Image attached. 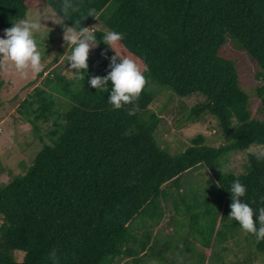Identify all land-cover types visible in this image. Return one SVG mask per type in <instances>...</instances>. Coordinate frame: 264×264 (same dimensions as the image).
<instances>
[{"label": "trees", "instance_id": "obj_1", "mask_svg": "<svg viewBox=\"0 0 264 264\" xmlns=\"http://www.w3.org/2000/svg\"><path fill=\"white\" fill-rule=\"evenodd\" d=\"M65 2L0 0V30L25 18L31 8L48 6L56 12ZM67 2L65 24L81 21L90 27L100 19L108 31L123 34L122 53L149 71L139 97L113 108L107 90L88 85L91 76L110 70L106 57L114 53L99 41L89 51L85 77L77 81L50 71L43 86L23 100L19 112L43 146L23 173L0 183V264H114L119 257L134 264L151 259L226 264L224 243L241 232L252 252L263 256L264 239L258 241L228 218L227 188L234 179L245 185V197L239 199L250 203L255 219V209L264 207V159L249 154L242 173L224 171V165L232 152L264 145V122L253 118L236 58L226 49L230 43L258 64L257 95L264 111V0ZM90 8L97 18L86 17ZM106 32L95 30L97 40ZM160 90L170 98L204 96L186 119L211 115L220 131L216 138L226 143L205 145L199 135L171 153L156 138L162 119L150 108ZM51 121L43 132L40 122ZM164 138L166 143L169 137ZM202 170L213 172L211 187L181 193L185 177ZM172 209L175 231L162 238ZM192 234L208 254L189 242ZM16 251L24 253L21 261Z\"/></svg>", "mask_w": 264, "mask_h": 264}, {"label": "rangeland", "instance_id": "obj_2", "mask_svg": "<svg viewBox=\"0 0 264 264\" xmlns=\"http://www.w3.org/2000/svg\"><path fill=\"white\" fill-rule=\"evenodd\" d=\"M47 12L53 11L48 6L35 7L29 9L26 16L35 17ZM42 22L45 25H42L41 33L48 35L44 41L38 43V49L42 52L41 63L43 65L40 72L36 73L32 72L31 69H27L25 70L26 74L21 75L11 62H0V183H7L13 176L23 173L25 167L33 163L35 155L43 146L39 138L36 137L32 125L22 118L19 112L23 100L33 92L34 88L43 86L42 80L50 71L60 72L69 78L75 77V74L68 67L69 62L66 61L68 46H65L63 41L62 26L53 24L51 21L45 22L42 20ZM90 27L93 30L104 29L109 32L100 19H96ZM0 36H3V31L1 30ZM113 46L121 57H125L118 42ZM109 49L107 51L108 54H111L110 51L114 53L110 46ZM226 49L228 54L236 58L240 84L250 96L253 118L264 122V111L261 109V100L257 95V87L261 84V81L256 76L259 71L258 64L246 51L230 43L226 45ZM93 65L96 66L97 62H94ZM196 94L183 98H177L179 96L170 98L167 92L160 90L150 106L162 119V123L156 132L158 135L156 138L159 139V142L162 141L161 144L166 145L167 149H171V153L182 151L190 144L192 138L199 135L205 139V145L218 146L226 143L224 137L216 138L215 134L220 133V131L216 119L211 115H202L195 122L186 119L191 108L205 99L204 96ZM40 124L42 125V131L45 132L52 126L53 122H40ZM164 137H169L166 143H163L166 140ZM261 152H264V145H252L249 149L232 152L228 162L224 165V171L242 173L247 164L249 154H260ZM212 175L213 172L202 170L186 176L184 179L185 187L181 190V193L185 190L192 191L198 186L210 188ZM183 211L185 212V210ZM173 215H175L174 209L170 210L166 215V219L162 224L164 228L161 227L160 231L162 238H164L163 234L165 232L173 234L175 231L174 225L171 224ZM182 220L186 222L184 217H182ZM169 222L170 224H168ZM187 229L186 227L181 232ZM189 242L196 245V248L203 249L204 253L208 254L210 252L208 248L202 247L198 235H190ZM179 245L181 247L184 246L182 242ZM224 245L227 248L224 250L226 264H264V255L252 252L251 248L247 246L245 235L242 232L239 237L230 239ZM15 256L18 261H21L24 253L16 251ZM167 257L177 259L175 255L170 253L167 254ZM134 263V260L129 257H119L114 264ZM144 264H167V262L151 259Z\"/></svg>", "mask_w": 264, "mask_h": 264}, {"label": "clouds", "instance_id": "obj_3", "mask_svg": "<svg viewBox=\"0 0 264 264\" xmlns=\"http://www.w3.org/2000/svg\"><path fill=\"white\" fill-rule=\"evenodd\" d=\"M69 8L71 4L66 0L59 11L47 12L35 17L26 16L15 22L11 21V26L5 28L3 36H0V62H11L21 75L26 74L27 69L36 73L40 72L43 65L41 63L42 52L38 49V43L44 41L48 35L41 33V27L45 25L42 20L51 21L63 28V41L65 46H68L66 61L69 62L68 67L75 74L77 81L87 74L90 49L95 47L99 41H103L114 51L112 56L106 57L109 59L108 68L110 70L103 76H91L88 85L102 92L107 90V99L113 108L120 109L123 105L134 102L145 85L144 73L149 71L147 65L141 70L133 59L126 56L121 57L117 53L113 45L122 38V33L109 31L97 40L95 30L82 26L81 21H74L71 25L65 24ZM88 16L97 18L95 9L90 8L86 17ZM101 55L106 56V53L101 52ZM257 158L264 159V152H261ZM227 190L230 193L231 209L228 218L238 221L239 226L245 232L253 234L258 241L264 239V207L255 209L254 219L253 207L245 199L244 202L239 199L245 197V185L238 179H234Z\"/></svg>", "mask_w": 264, "mask_h": 264}]
</instances>
